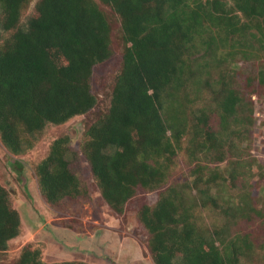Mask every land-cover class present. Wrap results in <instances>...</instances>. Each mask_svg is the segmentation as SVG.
<instances>
[{
	"label": "trees",
	"instance_id": "obj_1",
	"mask_svg": "<svg viewBox=\"0 0 264 264\" xmlns=\"http://www.w3.org/2000/svg\"><path fill=\"white\" fill-rule=\"evenodd\" d=\"M0 0V142L13 155L30 149L48 124L85 114L97 102L93 67L113 54L112 27L100 3L120 21L123 49L107 111L85 131L80 151L69 136L55 138L35 164L42 196L51 204L82 197L73 170L83 155L100 194L116 213L138 188L158 190L137 217L148 233L154 264H264V204L244 186L238 161H228L236 199L212 161L225 159L235 139L249 135L253 110L232 84L227 59L260 58L264 0ZM218 65L214 76L210 65ZM256 81L264 88V64ZM185 141L187 179L173 181ZM18 174L21 164L12 160ZM218 209L208 223L204 209ZM20 215L0 183V253L20 233ZM262 253L252 257L255 248ZM252 257V258H251ZM252 259V263L246 262ZM11 264H89L44 261L25 246Z\"/></svg>",
	"mask_w": 264,
	"mask_h": 264
},
{
	"label": "rangeland",
	"instance_id": "obj_2",
	"mask_svg": "<svg viewBox=\"0 0 264 264\" xmlns=\"http://www.w3.org/2000/svg\"><path fill=\"white\" fill-rule=\"evenodd\" d=\"M36 0H31L23 11L25 21L32 12ZM101 9L112 27L113 54L107 60L93 67L90 78L91 91L96 96V105L85 114L75 115L66 122L48 124L40 133L33 146L19 155H13L0 142V183L9 191L12 205L19 212L20 233L8 242V248L0 253V264H11L25 246L38 247L44 261L81 260L89 264H154L148 249V233L137 217L140 205L154 204L158 190L147 191L138 188L121 214L114 212L102 198L90 167L83 155L73 164V170L87 188V194L77 198H64L51 204L42 196L35 164L46 156L51 142L62 135L69 136V144L80 151L87 127L102 116L110 105L111 90L119 72L123 49L120 21L108 5L100 3ZM7 33L0 30V41ZM264 64V51L260 58L227 59L226 65L234 77L232 84L241 92L253 110V122L249 135L243 140L235 139L230 151L222 161H212L211 167H219L226 176L224 193L234 200L240 193L241 182L251 190L255 202L264 204V88L256 81L259 65ZM214 76L220 70L211 64ZM185 141L175 156L171 180L187 179L190 161L185 154ZM20 162V173L12 164ZM236 160L234 171L241 173V179L233 184L228 172V161ZM202 215L212 224L224 217L218 209H204ZM264 230V229H263ZM255 248L252 257L260 255ZM264 252V251H263ZM251 257V258H252ZM246 262L252 263V259Z\"/></svg>",
	"mask_w": 264,
	"mask_h": 264
}]
</instances>
